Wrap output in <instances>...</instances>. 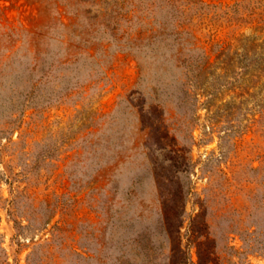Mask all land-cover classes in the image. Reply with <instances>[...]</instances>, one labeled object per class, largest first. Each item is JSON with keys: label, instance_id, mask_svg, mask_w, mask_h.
Wrapping results in <instances>:
<instances>
[{"label": "rangeland", "instance_id": "rangeland-1", "mask_svg": "<svg viewBox=\"0 0 264 264\" xmlns=\"http://www.w3.org/2000/svg\"><path fill=\"white\" fill-rule=\"evenodd\" d=\"M190 2L0 0V264H264V88Z\"/></svg>", "mask_w": 264, "mask_h": 264}, {"label": "trees", "instance_id": "trees-1", "mask_svg": "<svg viewBox=\"0 0 264 264\" xmlns=\"http://www.w3.org/2000/svg\"><path fill=\"white\" fill-rule=\"evenodd\" d=\"M189 1H191L190 4H183V11L187 13L194 8L202 10L204 7H211L212 14L209 20L212 19L211 25H218V27L207 28V31H203L202 28H195L197 23L189 18L180 24L178 35L185 37L184 33L186 34L192 43L190 49H202L200 58L205 64L210 63L208 58L212 53L214 63L227 67L224 72L225 76L232 77L240 74L245 76L247 74L251 84L244 85L243 90L247 87H254L258 83L262 90L264 88V0H235L225 7L200 0ZM207 13H202V16L200 14L198 18L205 17ZM221 16L224 17L225 23L218 21ZM198 22L203 23L201 20ZM224 24L226 33L224 36H219L216 30ZM249 25H252L258 34L250 36L239 30ZM156 34L153 28H150L149 37H155ZM140 35L141 33L138 32L137 37ZM251 65L255 66V70L249 72L248 68Z\"/></svg>", "mask_w": 264, "mask_h": 264}]
</instances>
